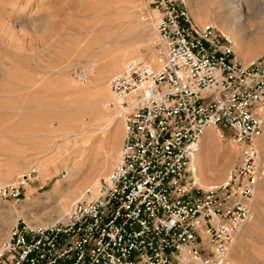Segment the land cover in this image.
<instances>
[{
    "label": "built area",
    "instance_id": "1",
    "mask_svg": "<svg viewBox=\"0 0 264 264\" xmlns=\"http://www.w3.org/2000/svg\"><path fill=\"white\" fill-rule=\"evenodd\" d=\"M144 3L139 18L154 20L156 41L108 81V106L124 125L116 164L64 220L15 225L0 242V264H226L252 218L264 52L240 59L231 38L196 22L183 0ZM93 66L74 77L88 81ZM209 128L228 132L237 154L221 183L202 186L193 163ZM36 173L1 185L0 201L20 203Z\"/></svg>",
    "mask_w": 264,
    "mask_h": 264
},
{
    "label": "rangeland",
    "instance_id": "2",
    "mask_svg": "<svg viewBox=\"0 0 264 264\" xmlns=\"http://www.w3.org/2000/svg\"><path fill=\"white\" fill-rule=\"evenodd\" d=\"M187 1L196 22L212 23L196 18ZM195 1L209 16L223 11L222 0ZM252 4L244 45L228 36L242 60L264 52V0ZM144 7V0H0V186L37 169L20 203L0 201V242L19 223L44 225L67 215L116 164L124 125L108 106V81L156 41L154 20L139 18ZM90 63L95 66L88 81H77L76 68ZM100 70L107 72L98 83ZM111 122L117 130L107 128ZM209 129L212 142L202 138L201 146L221 145L222 157L207 153L209 166L217 164L201 185L221 183L236 161L229 133L220 137L218 129ZM259 144L262 176L252 218L226 264H264V132ZM67 170L76 172L64 178Z\"/></svg>",
    "mask_w": 264,
    "mask_h": 264
},
{
    "label": "bare ground",
    "instance_id": "3",
    "mask_svg": "<svg viewBox=\"0 0 264 264\" xmlns=\"http://www.w3.org/2000/svg\"><path fill=\"white\" fill-rule=\"evenodd\" d=\"M252 3H253V0H222L219 7L221 9L223 8V11H220L219 12L220 14H218V15L209 16L208 13H206L200 6H198L199 3L197 4L195 0H188L187 1V4L189 5L191 12L193 13V15L196 18H198V19H206V18L210 19V21L220 31H222L224 33V35L228 34L226 36H233L239 43L241 42V44L246 39V26H247L246 17H247V15H249V16L251 15L250 12L252 10V5H253ZM242 45H244V43ZM91 70H92V68H91ZM106 72H107V70H100L99 71L98 76H97V82L98 83H99V81L102 80L103 76H105L104 74H106ZM99 97H100V95H99ZM106 126H107V128L113 127L115 130L118 129V127L115 126L114 123H112V122L108 123ZM202 138L206 141L205 143H208V144L211 143L212 139H213L212 131L210 129H207L205 131V133L203 134ZM229 142H231L233 144L232 141L229 140ZM222 148L223 147L221 145H214L211 148V150H206V147L203 148L201 146V150L199 151V153H198V155H197V157L193 163V165L197 171V178H198L199 183H206L207 181H210L209 175H211V173H209V171L214 169V168L210 167L213 165V163H212V165L210 164V166L208 164L209 160L206 159L207 153H209V154L213 153V155L215 154V156H217V157L218 156L222 157V155H221ZM230 148L233 149V147H230ZM227 154H229V153H227ZM230 158H231L230 154L226 155V162H228V160H230ZM215 163H214V165H215ZM45 168L49 171L48 167H45ZM76 170H74L73 172L72 171L69 172V170H67L68 172L65 171L64 172V175H65L64 178H67V176L70 178L71 176H73L75 174ZM59 186H60V182H57V184L55 185V188H59ZM202 186H209V185H202ZM66 216L67 215H65L64 217H60L58 220H64L66 218ZM58 220H56V221H58ZM56 221L53 220L50 223H54ZM183 264H199V263L198 262H187V263H183Z\"/></svg>",
    "mask_w": 264,
    "mask_h": 264
}]
</instances>
